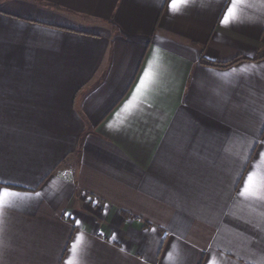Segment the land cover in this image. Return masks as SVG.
<instances>
[{
	"label": "crops",
	"instance_id": "1",
	"mask_svg": "<svg viewBox=\"0 0 264 264\" xmlns=\"http://www.w3.org/2000/svg\"><path fill=\"white\" fill-rule=\"evenodd\" d=\"M172 3L0 0V264H264V0Z\"/></svg>",
	"mask_w": 264,
	"mask_h": 264
},
{
	"label": "snow or ice",
	"instance_id": "2",
	"mask_svg": "<svg viewBox=\"0 0 264 264\" xmlns=\"http://www.w3.org/2000/svg\"><path fill=\"white\" fill-rule=\"evenodd\" d=\"M236 2H237V0H233V4H235ZM171 6L173 8H175V6H176V0H173V3H172ZM231 12H232V8L229 7L228 13H231ZM227 21H228V16L226 14L225 17H224V20L222 21V23H227ZM260 155H261V158L264 159V153H261ZM252 179H253V173H250L249 176L245 179V183H244V186L241 189L240 195H242V196L245 195V193L248 191V184H249L250 181H252ZM3 194L4 195H7L8 193L5 191ZM66 264H73V262L71 261V259H69L66 262Z\"/></svg>",
	"mask_w": 264,
	"mask_h": 264
},
{
	"label": "trees",
	"instance_id": "3",
	"mask_svg": "<svg viewBox=\"0 0 264 264\" xmlns=\"http://www.w3.org/2000/svg\"><path fill=\"white\" fill-rule=\"evenodd\" d=\"M239 60H241V58H237V59L230 61V62H227V63L207 62V64L211 65V66H217V67H227V66H230V65L238 62Z\"/></svg>",
	"mask_w": 264,
	"mask_h": 264
}]
</instances>
